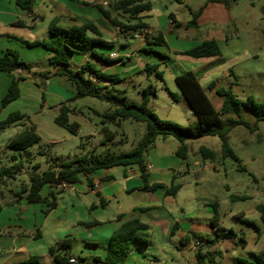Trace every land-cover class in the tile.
Instances as JSON below:
<instances>
[{
    "label": "crops",
    "instance_id": "0c3cea01",
    "mask_svg": "<svg viewBox=\"0 0 264 264\" xmlns=\"http://www.w3.org/2000/svg\"><path fill=\"white\" fill-rule=\"evenodd\" d=\"M105 1L108 3L107 5H104ZM147 1L151 2L152 9L149 12L139 15L138 18L148 25L151 34L147 38L134 35L131 39L137 40L138 52L145 51L151 54L154 53V50L158 51L155 54L160 57V64H148L142 61H135L134 57L138 55V52L128 50L121 52L119 50L117 43H120L125 49L129 44L127 39H130L131 36L122 34L119 26L111 23L101 12L99 6L110 11V15L114 20L125 23L128 21L134 23L136 20L129 19L128 15L114 11L113 4L115 0L114 2L111 0H34L31 11L21 10L17 6V0H0V56L7 49L17 51L20 56L22 50H30L32 48H41L39 50H43L38 51L37 49L38 57H41L33 58L31 72L24 70H17L12 73L0 71V119H5L13 113L12 111L6 112V110L19 99L23 98L25 94H33L36 97L35 100H37L39 95L42 98L44 93V97L46 96L47 99L43 102L42 108L45 103L47 107L51 106L47 101L50 99L49 96L54 101L52 105L58 103L60 106L61 103H66L67 100L64 98L62 92H56L54 90L48 92L53 80L58 77L53 76L52 73L55 69L48 64V59L51 55L50 51L42 45L30 46L28 44L38 41H48L51 37L49 25L52 22L66 29L80 26L83 21L93 22L103 33L102 39L109 43L107 46L95 47L96 54L110 61L120 59V61L109 63L99 58L92 50H89L75 53L71 57V60L74 59L77 61L78 67H81L89 61L86 60L88 53L93 56L92 63L98 70L108 74H118L122 80L145 71L146 67H149L150 70L147 73V77L149 79L155 76L156 81L152 82L150 80L147 85L140 86V90L142 91L147 87L155 89L156 96H153L149 105L152 104V111L161 119L169 120L183 126L196 125L197 117L176 83V77L185 72H193L196 74L215 109L220 110L223 104V98L217 91L222 88H231L232 91L239 90V86L235 84L237 81L235 67L241 61L239 59L242 55H246L247 52L237 29L231 36L225 33L227 27L225 15L231 7L227 8L222 4L215 3L207 4L198 19V28L204 24L206 26L209 25L211 15L215 16V18L220 17V21H222L221 25L223 26L220 29L211 26L204 32H194L192 29L176 28L170 16L173 15L179 22L187 23L191 20L189 9L197 10L207 0H201V2L199 0H157L159 9L151 15L150 13L155 12L154 3L156 2L153 0ZM16 22H20L21 25H14ZM158 35L163 36L166 44H149V41ZM121 38L125 41L119 42ZM208 40H215L219 44L222 51L221 57L192 59L181 54ZM226 54L232 56V63L227 66L216 64V62L223 61ZM170 61L173 62L175 69L171 68L168 64ZM117 64L122 66L120 70H117ZM153 67H157V69L154 70ZM118 71H121V74ZM158 72L162 76H159ZM43 73H50V77L45 80L42 76H39ZM14 76L23 77V80L20 82V97L8 106L2 108L1 100ZM103 84L107 85L106 83ZM173 95L177 98H174ZM25 99L31 101L30 97ZM214 101L216 102L214 103ZM35 126L37 127V125ZM89 137H91V134ZM187 143L191 146L190 142L187 141ZM179 146L180 142L173 137L159 136L157 138L154 146L148 150V159L146 158L147 183L149 185L162 183L170 186L173 178L177 176L176 173L182 174L189 171V162L187 160L182 161L176 155ZM195 164H199V161L195 160ZM117 168L98 170L93 173L90 176L93 187L79 182L71 185L69 189L59 195L58 207L62 204L61 202L63 200L69 201L72 203V207H74L75 203L80 198H83L82 205L87 211L85 215L81 216L75 214L74 216L72 214L68 219L69 227L73 231L75 246L69 237L72 233L66 234V238L56 236L53 238L52 243L55 244L59 241L67 240L70 245L69 247L63 248L61 253H67L68 257L81 259L83 264H97L105 260L111 236L122 223L137 218L150 225L143 220V216L149 214L153 219L152 223L159 225L162 228L164 236H167L170 241L179 235L180 240L175 242V244H179L180 247L178 246V248L180 249H188L193 252L194 257L191 264H196L197 249H195L194 241H199L204 246V241L199 239L200 237L204 238L203 235L191 232L193 229L192 226L178 221L171 213L174 211L170 212L166 207V204L174 202V198L178 193L175 196H167L165 189H158L155 192L139 190L138 188L144 186L145 183L141 179L138 167ZM48 193L49 187H45L41 192L42 196H46ZM153 194L161 195V204L159 202L153 204L155 203L152 199ZM100 198L105 201L104 206L100 204ZM19 199L17 204L22 208L27 207V209L23 210L26 211L24 215H19L13 204L9 205L10 208L6 212L3 209L0 211V249L2 250L0 251V264H22L33 256L49 253V248L52 245L45 242V227L50 215L58 207L46 214V206L44 204H30L25 198ZM30 205L40 206L41 209L39 210L43 217L37 207H32V209ZM180 212L183 213L184 210L180 209ZM18 215V220H16V216ZM120 216H122V219L118 220ZM211 219L212 217L206 219L208 237L213 232ZM93 221H97L100 224L91 227H85L83 225V223ZM55 222L57 228H55L56 230L54 232L61 235V226L64 220L60 218L55 220ZM26 230L30 231V233L25 232ZM37 231L41 234V237L34 238L33 235ZM147 231H139L138 235L142 237L144 232L146 233ZM184 231H187L186 235H184ZM186 237H191V239L186 241ZM73 246L82 253V256L70 251ZM141 247L148 248L149 241L145 246L138 243L134 245L127 259V264L131 261L133 264H138L139 260L134 256L135 254L133 252L142 251ZM6 255L7 257H5ZM52 261L53 258L50 255L49 262L41 263L51 264ZM144 263L157 264L150 260H144Z\"/></svg>",
    "mask_w": 264,
    "mask_h": 264
},
{
    "label": "rangeland",
    "instance_id": "374dc122",
    "mask_svg": "<svg viewBox=\"0 0 264 264\" xmlns=\"http://www.w3.org/2000/svg\"><path fill=\"white\" fill-rule=\"evenodd\" d=\"M111 1L114 2V0ZM153 1L156 2L154 3L155 12L150 13V15L156 13L159 9L157 0ZM199 1L201 2V0ZM227 11L225 15L227 24L225 33L231 36L237 29L239 37L247 50L246 55H242L239 59L241 61L235 67L237 76L235 84L239 86V90H233V93L242 105L241 118L253 126L256 116L246 106L248 97L251 96L255 102L264 104V0H241ZM220 19V17L215 18V16L211 15L209 25L206 26L204 24L200 28L192 30L194 32H204L211 26L220 29L223 26ZM183 33L185 32L183 31ZM127 40L129 44L125 49L120 43H117L119 50L121 52L126 50L138 52L137 40L131 38ZM122 41L125 40L121 38L119 42ZM37 49L38 51H43L39 50L41 48L22 50L21 60L31 66L33 58L41 57H38ZM157 52L156 50L151 54L145 51L138 52L134 60L148 64H160L161 59L155 54ZM86 60L93 62V56L88 53ZM231 63L232 56L230 54H226L223 61L216 62V64L222 66H227ZM168 64L175 69L173 62L170 61ZM71 67L73 70L80 68L74 59L71 60ZM116 67L118 68L117 70H120L122 66L117 64ZM118 72L121 74V71ZM147 73L145 70L136 75H131L125 80L110 85L109 88L115 92L116 90L122 91V94L129 100L136 104H141L142 91L140 86L147 85L150 80L152 82L156 81L155 76L148 79ZM51 90L62 92L67 100L66 103L73 109V114H70L69 121L70 123H78L79 129L76 134H72L55 123L54 119L59 114V105L58 103L52 105L54 101L51 96L47 100L51 104L50 107H47L45 103L42 108L43 102L47 99L46 96L42 100L39 95L37 100H35L36 97L33 94H25L23 98L6 110V112L12 111L27 114L29 120L23 121L21 125L12 126L0 134V169L15 164L22 165L21 171L15 174L14 179H7L6 184H0V207L5 212L10 208L9 205L13 204L19 215L25 214L26 211L23 210L27 209V207L22 208L17 204L20 199L14 193L19 191L22 185L29 183L30 176L35 173L42 174L54 161L58 164L67 163L84 157L88 153L99 155L107 151L115 153L130 152L145 134V123L125 120L122 122L121 128L110 126L113 133L116 134L114 142H105V134L102 131L104 127L102 123L103 117L99 113L102 114L107 111L110 108L109 103L90 97L72 100L75 88L65 77L61 76L53 80L48 92H51ZM27 97H30L31 101H27L25 99ZM148 108L152 110V104ZM38 111L42 112L39 113ZM222 119L228 125L231 121L238 119V116L229 114L223 116ZM31 124L37 125V133L41 136V141L25 151L8 148L10 139L30 127ZM90 134L91 137H89ZM227 141L240 158L241 165L245 166L247 171H240L239 163L231 158L225 160L218 158L214 162L202 159L199 153L201 146H206L218 152L221 150V140L218 137L206 136L188 140L193 147L187 159L189 171L182 174L176 173L175 184L180 185L181 188L174 198V202L166 204V207L170 212L174 211L171 213L178 221L191 225L193 228L191 232L201 234L204 238H207L206 219L213 217L211 203L218 200L221 225L226 229L235 230L240 235L244 233L247 244L243 246L239 237L217 244L214 249L222 251L223 256H217L216 264H242L238 262V259L249 261L252 259L253 254L259 253L264 249V226L257 210L258 205L264 204V121L259 122L258 130L254 133L243 125L233 127L227 136ZM13 157H16V159L14 160ZM146 158L148 159L147 155ZM195 160H198L199 164H195ZM36 165H39L38 169L35 168ZM121 168L118 167L117 169ZM80 182L84 185L87 184L84 175H81ZM232 196L246 198L233 200ZM152 197L153 202H155L153 204H156V202L161 204L160 194H153ZM82 199L80 198L74 207L69 201L63 200L62 204L50 215L45 227L46 243L54 245L52 243L53 238L56 236L66 238V234L73 232L69 227L68 219L72 214L85 215L87 210L82 205ZM30 207L41 209L38 205H30ZM180 209H183L184 212L181 213ZM241 214H243L242 218L238 216ZM19 215L16 216V220H18ZM41 216L43 217L42 214ZM60 218L64 220V223L61 226L62 233L58 235V233L54 232L55 228H57L55 220ZM143 220L151 225V229L142 235V238L149 241V247H141L142 251L133 252L134 256L139 260L138 264H145L144 260H150L157 264L192 263L193 252L188 249H180L178 248L180 245L175 244V242L180 240L179 235L170 241L167 236H164L162 228L152 223L153 219L149 214L143 216ZM25 232L30 233L28 230ZM183 233L186 235L187 231ZM69 237L75 246L73 233ZM196 242L194 241V244ZM74 246L70 251L82 256V253ZM199 247L200 245H195V249ZM0 251L2 250L0 249ZM39 258L41 262L47 263L50 260V255L49 253L39 255ZM129 264H133V262L131 261ZM205 264L212 263L206 261Z\"/></svg>",
    "mask_w": 264,
    "mask_h": 264
},
{
    "label": "trees",
    "instance_id": "16d2710c",
    "mask_svg": "<svg viewBox=\"0 0 264 264\" xmlns=\"http://www.w3.org/2000/svg\"><path fill=\"white\" fill-rule=\"evenodd\" d=\"M239 1L241 0H207L199 9H189L191 20L187 23L177 21L173 15H171L170 18L178 29H194L198 28V19L207 4H222L230 8L238 4ZM33 4L34 0H17V6L24 11H31ZM99 9L111 23L115 26H119L122 34L126 36L130 35V38H133L134 35L140 33L142 29L148 28V25L138 17L145 12H149L152 9V4L147 0H115L113 10L120 14L128 15L129 19H135L136 22L134 23H131V21L125 23L114 20L110 15V11L104 9L102 6H99ZM14 25H21V23L16 22ZM49 31L51 37L48 41H38L28 44L30 46L42 45L50 51L51 55L48 59V64L55 69L52 73L53 76L65 77L75 88L72 100L90 97L110 104V108L107 111L102 114L99 113L103 117L102 123L104 127L102 131L105 134V142H114L116 134L113 133L110 126L121 128L122 122L125 120L143 122L146 124V130L137 146L130 152L115 153L107 151L99 155L88 153L84 157L67 163L58 164L54 161L42 174L35 173L30 176L29 183L22 185L21 189L14 193L16 197L25 198L30 204H44L46 206L45 213L48 214L58 207L59 195L63 192L58 188L60 184L64 182L70 185L79 183L81 175H84L87 184L93 187L90 176L96 171L132 166L138 167L141 179L145 183L144 186L138 188L139 190L155 192L158 189H165L167 196H175L181 188L180 185L175 184L176 176L173 178L170 186H166L162 183L152 185L147 183L146 155L148 150L154 146L159 136L173 137L180 142L176 155L182 161L188 159L189 153L192 150V146L187 143L188 140L199 139L206 136H216L221 140V150L218 152L206 146H201L199 148V153L202 159L214 162L218 158L223 160L231 158L239 163L240 171H247L246 167L241 165L240 158L228 143L227 136L231 129L237 125L245 126L252 133L256 132L259 122L264 121L263 103L259 104L255 102L251 96L248 97L246 106L256 116V121L254 125L251 126L241 118L242 105L231 88H222L217 91L223 98V104L220 110H216L196 74L193 72H185L176 77V83L183 97L195 113L197 123L194 126H183L169 120H163L154 111L148 108L151 98L156 96V91L152 87H147L142 90V102L141 104H136L123 95L122 91L116 90L115 92L109 88L110 85H114L122 80L120 75L104 73L98 70L90 61H87L77 70L72 69L71 57L73 54L89 50H92V52L96 54L94 50L95 47L107 46L109 44L102 39L103 33L93 22L83 21L82 25L69 29L60 27L55 22H52L49 25ZM149 44L165 45L166 42L162 35H158L153 37L149 41ZM181 54L192 59H211L221 57L222 51L215 40H208ZM96 55L109 63L120 61V59L110 61L101 55ZM153 69L156 70L157 67H153ZM17 70L31 72V66L21 60L17 51L11 49L5 50L0 56V71L12 73ZM145 70L149 72L150 69L146 67ZM49 74L50 73H43L39 76L47 80L50 77ZM158 75L162 76L160 72H158ZM22 80L23 77H13L1 100L2 108L8 106L20 97V82ZM173 96L177 98L175 95ZM42 100H44V94ZM70 114H73L71 106L67 103H61L59 106V114L55 118V123L67 129L70 133L76 134L79 124L76 122L70 123ZM229 114L237 115L238 119L231 121L227 125L224 123L222 117ZM25 120H29V116L20 112H13L7 118L0 119V134L12 126L23 124L22 122ZM40 141L41 136L37 133L36 126L31 124L30 127L10 139L8 148L17 151H25L38 144ZM13 159L15 160L16 157H13ZM35 168L38 169L39 165H36ZM21 169V164H15L0 169V184H6L7 179H14L15 174L19 173ZM45 187H49V193L46 196H42L41 192ZM241 198L245 199L246 197L232 196L233 200ZM100 204L102 206L105 205V201L102 198H100ZM211 206L213 208V217L211 219L213 232L211 236L207 238H199L204 241V246L200 245L197 249L196 264H205L206 261L216 264L215 260L217 256L222 257L223 252L217 251L214 248L217 244L225 242L228 239L239 237L243 246L247 244L244 233L240 235L235 230L226 229L221 225L218 200L213 201ZM257 210L260 213L261 221L264 226V204L258 205ZM238 216L242 218L243 214ZM121 219L122 216L118 217V220ZM97 224L100 223L97 221L83 223L85 227H91ZM174 228L176 229V227ZM149 229L150 225L137 218L122 223L111 236L105 260L97 264H127V259L135 244L138 243L144 246L148 244V241L140 237L138 232L147 231ZM33 237L39 238L41 234L37 231ZM190 239L191 237H186V241ZM69 245L67 240H62L49 248V254L53 258L51 264H68L70 257L67 256V253H61V250L69 247ZM238 262L242 264H264V249L259 253L253 254L251 260L244 261L238 259ZM22 264L43 263H41L39 256H33Z\"/></svg>",
    "mask_w": 264,
    "mask_h": 264
},
{
    "label": "built area",
    "instance_id": "2783aa9c",
    "mask_svg": "<svg viewBox=\"0 0 264 264\" xmlns=\"http://www.w3.org/2000/svg\"><path fill=\"white\" fill-rule=\"evenodd\" d=\"M108 3L105 1L104 2V5H107ZM150 34H151V32H150V30L148 29V28H145V29H142L141 31H140V33H138L137 34V36L138 37H148V36H150ZM114 56V55H113ZM94 80V79H93ZM148 168H150V167H148ZM70 184H68V183H62V184H60L59 186H58V188L60 189V190H62V191H65V190H67V189H69L70 188ZM195 245H197V246H199V245H201L200 244V242H196L195 243ZM68 264H83V261H81V260H79V259H77V258H75V257H70L69 258V260H68Z\"/></svg>",
    "mask_w": 264,
    "mask_h": 264
},
{
    "label": "water",
    "instance_id": "95a60500",
    "mask_svg": "<svg viewBox=\"0 0 264 264\" xmlns=\"http://www.w3.org/2000/svg\"><path fill=\"white\" fill-rule=\"evenodd\" d=\"M43 80V79H42Z\"/></svg>",
    "mask_w": 264,
    "mask_h": 264
}]
</instances>
